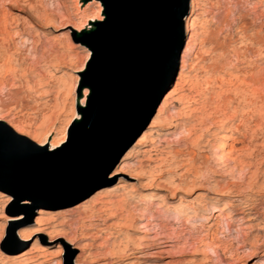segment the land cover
<instances>
[{
	"label": "rangeland",
	"instance_id": "374dc122",
	"mask_svg": "<svg viewBox=\"0 0 264 264\" xmlns=\"http://www.w3.org/2000/svg\"><path fill=\"white\" fill-rule=\"evenodd\" d=\"M105 1L107 0H0V113L6 119H11L28 137H32L33 134L40 136V142L44 144L41 147L32 143L28 137L24 138L31 145L37 147V152L34 153L42 158H51L63 153L68 139L81 120L80 109L85 107L90 95L88 76L83 73L86 69L91 68L94 61L92 44L95 39V31L105 18ZM205 2L204 9L207 12H201L203 20H205L202 26L205 29L204 34L207 31L209 35L200 36V39L204 41L203 48L201 50L198 47L194 49V53L197 52V55L191 63L193 70L190 75L192 80L197 79L200 83H203L201 81L207 78L209 86L206 88V97L208 96L206 110L213 116L222 114L220 112L222 108L216 109V106L213 105L216 103L218 95H227L233 103L232 107L234 108L232 109L247 107V110L243 111V115L237 114L235 118L230 117L229 112L225 114V117L231 118L230 125L232 126L229 130H232L230 132L232 138L242 140L241 135L246 138L244 141L245 152L242 153L245 164L239 170L234 169L232 162L225 166L218 164L211 157L209 150L199 152L196 149L187 148L189 141L194 137L178 142L179 138L176 136L178 132L174 136H165L164 133L168 128L151 129V121L141 135L152 133L159 149L165 147L167 141L173 151L183 153L184 156L180 157L181 160L194 159L195 167L206 170L203 172L204 177L201 180L205 178L207 183L186 192L187 195L178 192L175 198L170 199L165 189L155 190L147 178L129 179L128 176L135 173L129 168H126L125 175H119L117 180L109 181L108 175L121 168L124 163L123 157L135 145V141L118 160L113 170L101 180L100 188L89 198L76 205L73 204V201L65 203V197L62 196L73 195L78 188L84 189L87 183L53 195L34 193L36 188H31L29 190L31 193H27L28 195L22 197L18 203H14L12 190L6 191L0 188V193L11 198L7 204L2 202V198L0 199V211L4 209L0 214L24 216L26 224L23 228L28 231L35 227L36 218L41 216L38 211H47L50 213L48 218H51L53 225L62 223L61 227L68 240L71 239L78 246V250H69L68 247L66 253L57 256L55 245L60 240L54 242L50 249L53 257L52 264H74L77 257L81 255H90L84 264H217L215 260L217 257H227L224 264H264V203L259 202L264 197V121L261 123V120L264 119V80H261L264 79V0H205ZM188 4L189 10L184 24L186 20L196 18V15L200 13L191 10L190 0H188ZM190 34L186 33L182 37L183 51L179 59L176 77L173 80L170 78L164 86L165 90L170 88L169 92L174 89L176 84L180 72L181 57L192 39ZM212 36H217L219 42L224 44L223 51L216 50L215 54L211 53L213 50H211L209 42ZM245 46L254 51L245 58L239 53L240 60L243 58L242 61L247 65L243 72L248 75L260 74L258 78L262 88H259L262 91L259 89V92L252 95L246 86H243L246 96L240 101L239 97L233 96L232 88L222 85L228 79L223 71H226L229 60L233 58L232 51ZM218 58L223 62L222 68L205 76L200 69L209 67ZM251 62L255 63V67L249 64ZM251 84L249 83L248 86ZM84 91L86 96L85 104L82 107L80 104L84 98ZM196 106H192L194 108L193 115L199 116L195 112ZM183 107L179 108L181 115L178 117L180 119L178 121L188 115L186 108ZM185 127L187 128V126ZM171 130L173 131V129ZM206 137L204 135V138ZM50 143L59 146L55 150H50L51 148L48 146ZM206 156L210 157V160L206 161ZM181 171L183 169L178 168L172 173ZM255 179L263 188L258 187L259 183L258 186L252 185ZM214 181L218 182L214 187L215 192H207L209 189L207 187H212ZM182 182L179 178H175L176 185ZM121 186L122 189L119 190L118 187ZM226 186L240 192L243 202L246 201L245 203L256 206L257 211L234 217L229 230L226 220L223 218V223L216 226V239L210 249L203 246L208 243L205 234L210 222H204L202 228H200L199 222H194L191 228H186L187 231L182 234L179 243L174 248L168 249L169 253L156 257L148 255L156 249V246L150 247L149 250L138 249L139 247L135 246L138 243H147L149 238L153 237L151 233L156 230H145L141 234L135 232L134 229L118 232L119 230L116 229L118 216L115 215L114 209L110 205L104 204L111 199L115 200L121 193V196L132 197L128 200V205L136 199H143L142 197L151 194L156 195L154 205H159L162 201L176 205L179 202L177 199L183 197L186 201L194 203L198 209V216L202 214V207L207 201L208 203L211 201V205L221 209L237 204L230 198V194L223 190ZM105 189H108V192ZM100 191L102 192L99 194L101 197L97 200L96 195ZM23 200H28L30 205L23 206L21 204ZM31 203L35 204V207ZM188 216L190 217L192 214ZM212 216L213 214L209 215V217ZM1 223L3 225L4 222L0 220ZM184 223H187L184 219L179 221L167 219L161 222V225L168 229H174L182 227ZM17 231L18 228L14 226L11 228L6 226L2 231L0 264H8L4 263L2 256L17 255L29 248L30 243L24 244L22 248L15 247L19 244L16 236ZM91 233L94 234V238L86 236L92 235ZM109 233L118 236L119 239L116 242L119 241L120 244H124V239L131 240L133 238L131 241L135 245H132L131 248L136 250L134 249L132 254L121 260L111 261L102 258L97 254L98 247L104 245L103 241ZM166 234L171 236L173 232L169 230ZM42 238L46 240V237ZM183 240L185 244L182 243ZM201 240H203V244H201ZM261 244L263 245L260 247V251L253 254L252 246ZM192 245L198 248L200 246L199 249L204 252L208 262L203 260L200 253L193 255ZM12 249H16L13 254L10 252ZM134 255H138L140 258L134 259Z\"/></svg>",
	"mask_w": 264,
	"mask_h": 264
},
{
	"label": "bare ground",
	"instance_id": "6f19581e",
	"mask_svg": "<svg viewBox=\"0 0 264 264\" xmlns=\"http://www.w3.org/2000/svg\"><path fill=\"white\" fill-rule=\"evenodd\" d=\"M205 6V0H190L191 10L200 12L198 13V15H196V18H193L192 20L188 19L185 21V24H183V35L186 33H191L190 38L192 39L190 43L187 44L184 54L181 57L182 59L180 65V72L178 74V78L176 79L174 89L162 99L161 104L159 105V108L156 111V114L154 115V119L150 123V128L152 129L158 127L161 130L164 128H168L164 133L165 136H174V134L178 132V135H176L179 138L178 142H182L185 139L188 140L189 138L194 137V139L189 141L187 148L196 149L199 152L209 150L211 153V157L216 160V163L225 166L232 162L234 169L239 170L240 167L245 164L244 154L242 155V153L245 152L244 141L246 138L243 135H241L242 140H236L232 138L230 133L232 130H229L232 126L230 125V117L235 118L237 114H242L244 110H247V107L244 109H232L234 107H232L233 103L231 99L227 95H218L216 103L213 105L214 107L216 106V109L222 108L220 109V112L222 114H218L219 116L216 117L213 116V114L208 113V111L206 110L208 104V96L206 97V88L209 86L207 78L204 81H201L203 83H200V81H198L197 79L192 80V77L190 75L193 70V67H191V63L197 55V52L194 53V49L198 47V49L201 50L204 44V41L200 39V36L205 33V29L202 26L205 20H203L204 18L201 15L202 11L207 12L204 9ZM185 19L186 17L183 19V23ZM239 32L242 33L241 31ZM204 35H209V33H207L206 31V34ZM209 44L212 47L211 50L214 51H212L211 53L215 54L216 50H220V52L223 51L224 44L222 42H219L217 36L210 37ZM253 51L254 50H251L249 47L246 46L242 49H234L232 51L233 58L229 60L226 71H223V73L226 74L228 79L224 83H222V85L224 84L232 88L233 96L239 97L240 101L241 99L243 100L246 96V92L243 86H246V88L252 95H255L256 92H259V89L262 91V86L259 83L260 79L258 78L260 74L248 75L243 72L247 65L242 60ZM239 53H241V56L243 57L241 60L239 58ZM249 64H252L255 67V63L251 62ZM222 66L223 62L218 58L216 61H213L209 67L201 68L200 70L202 71V73H204L205 76H208L210 75V72L218 68H222ZM168 79L169 75L166 76L165 81H167ZM249 83L252 84L248 86ZM85 96L86 92L84 91V98L80 104L82 105V107L85 104ZM194 105H197L196 108L199 109L198 111L197 109L195 111L199 114V116L193 115L194 108L192 106ZM182 106H184L183 108H186V114L188 115L183 116L181 121H178L180 120L178 117L181 115V110L179 108ZM228 112L230 114L229 118H227L228 116L225 117V114H227ZM262 121H264V119L261 120V123ZM0 123L3 124L7 129L14 132L16 135L21 137H28V135L24 134V132L20 128H18L11 119H6V117H4L1 113ZM185 126H187V128ZM256 126L258 127V125ZM171 129H173V131ZM197 133L198 135H196ZM204 135L205 137H207L204 138ZM28 139L39 147L44 146V144L40 142L41 138L38 134H33V136H29ZM165 143L166 146L159 149L156 146V138L153 137L152 133H144L143 135H141L136 140L135 145L123 157L122 160L124 161V163L121 168L118 171L116 170L110 175H108L109 181L112 182L114 180H117V176L119 175H125L126 168H129V170L132 169V172H135L134 175L128 176L129 179L134 180L136 178H147L149 180L148 182H150V184L154 186L155 190L160 191L161 189H165L166 192L169 194L170 199L175 198L178 192L182 193L183 195H187L188 193L186 192H189L194 188H198L197 186H202L204 185V183H207V180L205 178L201 180V178L204 177L203 172L206 171L205 169L195 167L193 164L194 159L186 158L187 160H181L180 157L184 156L183 153H180L179 151H173L172 147L167 143V141ZM48 146L51 148L50 150H55L56 148H58L59 145L50 143ZM209 158L210 157L206 156L205 160L208 161L210 160ZM178 168L183 169V171H181L180 173H172ZM176 177L179 178L181 182H183L179 185H176L174 183ZM217 183V181H214L212 187H207L209 188L207 192H215L214 187L217 186ZM258 183L259 182L255 179L252 185L258 186ZM122 186L118 187V189L121 190ZM261 186L262 185H260L259 183L258 187L263 188ZM223 190L226 193H229L230 198H232L233 202H237V204L231 205L229 206V208L225 207L221 209L218 206L211 205V201L209 203L207 201L202 207V214L198 216V209H196L194 203L189 202V200L186 201L183 197H179L177 199L179 202L176 205L168 204L165 201L160 202L159 205H154V201H156V195L151 194L142 197L143 199H136L132 204L128 205V200L132 199V197L121 196V193V195H118L115 200L112 201L111 199L110 201L104 203L110 205L111 208L114 209L115 215L118 216V221L116 224V229L119 230L118 232L133 229L139 234L145 232V230H156V232L154 231L153 233H151L153 234V237L149 238L148 241L143 240L147 241V243L143 242L140 244L138 243L137 245H135L131 241L133 238L131 240L124 239L125 242L124 244L121 243L123 244L121 245L119 241L118 243L116 242V240L119 239L118 236L109 233L103 241L104 245H100L98 247L99 251L97 254L100 255L102 258L109 259L111 261L121 260L128 257V255L132 254V251L135 248L132 247V249L131 246L135 245L136 247H139L138 249L142 250H149L150 247L156 246V249L151 251L148 255L152 257L163 255L169 253L168 249L174 248L176 244L179 243L180 238H182V234L187 231L186 228H191V226L194 225V222H199L200 228L203 227L204 222H210V225L207 227V233L205 234V238L208 239V243L203 244V240H201L200 242L201 244H203L204 248H212L214 245L213 242L216 239V226L218 227L221 223H223V218L226 220V226L229 230L231 226V221L234 220V217L249 213L251 214V212L257 211L256 206L245 203L246 201L243 202V198L241 197L242 195L236 189H231L230 186H226L223 188ZM105 191L108 192V189H105ZM100 193L102 192L100 191L98 192V195H96L97 200L99 197H101L99 195ZM1 198L3 200L2 202H4L5 204L9 203L11 199L4 193H0V199ZM259 202L264 203V197L260 199ZM33 203H31V205H33ZM101 203L103 204V202ZM21 204L23 206H27L30 205V202L28 200H23ZM33 207H35V204L33 205ZM3 210L4 209H1L0 212H3ZM38 214L41 216L36 218V221L34 222L35 227L28 231L23 228L26 224L24 216H8L2 213L0 214V220L4 222L3 225L2 223L0 224V238L2 236V231H4L6 226L9 228L14 226L18 228L16 236L19 240V244H17L15 247L22 248L24 244L30 243L29 248L25 249L20 254H13L16 249H12L10 252L13 255L2 256L4 263L6 262L8 264H52L53 257L50 249L52 248V244L57 240H60V242L55 245V248L57 250V256H62L64 253H66L68 247L69 250H78V246L74 243V241H72L71 239L68 240L64 229H62L61 227L62 223L61 225L57 223L53 225V221L50 220L51 218H48V216H50V213L47 211L40 210L38 211ZM189 214H192V216L189 217ZM210 214H213V216L209 217ZM167 219H171L173 221H179L184 219L187 223H184L183 226L180 228L168 229L165 226L161 225V222ZM169 230L173 232L171 236H168L166 234ZM86 236L94 238V234ZM42 237H46V240H44V238ZM201 239L203 238L201 237ZM182 243L185 244L184 240L182 241ZM262 245L263 244L252 246V248L254 249L253 254H256L257 251L259 252L260 247ZM192 246L193 247H191V249L193 255H199L198 253H200L202 255L203 260L208 262L204 252L199 249L200 246L199 248L194 245ZM89 258L90 255H81L80 257H77L74 264H84V262L87 261ZM133 258L139 259L140 256L134 255ZM226 258L227 257H217L215 260L217 264H224L225 260H227Z\"/></svg>",
	"mask_w": 264,
	"mask_h": 264
},
{
	"label": "water",
	"instance_id": "95a60500",
	"mask_svg": "<svg viewBox=\"0 0 264 264\" xmlns=\"http://www.w3.org/2000/svg\"><path fill=\"white\" fill-rule=\"evenodd\" d=\"M188 10V0L105 1L92 44L94 61L83 73L90 95L65 151L51 158L35 155L36 146L0 123V188L12 190L14 203L31 188L53 195L87 183L62 196L76 205L100 188L170 90L164 86L178 71Z\"/></svg>",
	"mask_w": 264,
	"mask_h": 264
}]
</instances>
